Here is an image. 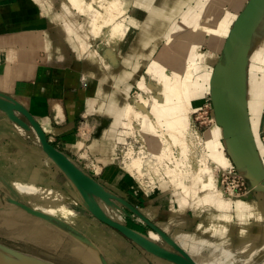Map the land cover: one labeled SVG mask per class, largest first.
Here are the masks:
<instances>
[{
	"label": "crops",
	"instance_id": "1",
	"mask_svg": "<svg viewBox=\"0 0 264 264\" xmlns=\"http://www.w3.org/2000/svg\"><path fill=\"white\" fill-rule=\"evenodd\" d=\"M118 4L117 62L103 69L97 62L87 65L95 55L96 35L91 19L89 29L83 27L89 17L76 0H0V95L26 107L50 142L89 174L77 155L95 159L102 171L94 178L155 222L198 264H264V0ZM161 46L158 56H165L172 69L185 71V63H199L195 70L203 69L195 78H181L185 103L196 110L210 95L217 124L206 138L209 152L228 151L254 186L251 196L230 202L203 191L183 201L164 185L151 194L131 189V178L115 162L114 148L124 138L121 123L127 118V95L137 82L139 58L152 60ZM160 68L156 59L151 69ZM164 102L179 105L173 96ZM171 110L153 114L172 119L179 111ZM83 118L94 124L85 141L77 130ZM13 179L68 193L82 206L77 210L82 225L44 210L52 218L26 212L12 201L27 204L11 185ZM8 201L55 230L58 244L71 242V251L83 262L81 253L101 264H173L98 220L72 180L43 152L34 131L17 126L0 111V206ZM126 224L143 232L137 222L128 219ZM127 254L130 263L123 258Z\"/></svg>",
	"mask_w": 264,
	"mask_h": 264
},
{
	"label": "rangeland",
	"instance_id": "2",
	"mask_svg": "<svg viewBox=\"0 0 264 264\" xmlns=\"http://www.w3.org/2000/svg\"><path fill=\"white\" fill-rule=\"evenodd\" d=\"M76 1H77V4L79 5L78 6L79 10L81 12H85L89 17L88 22L86 24L84 23L83 27H85V29L86 28L89 29L90 19H91L92 23H94L95 21H98V24H99L98 32H97L98 34L95 33L96 38L94 39L95 43L93 44L94 49L91 51L92 53L96 54L95 55V61L100 66V68H103V69H108V68L114 67L115 63L117 62V56H118L117 53L115 55H112V56L109 55L108 57H106L107 60H105V61L101 57V53H105V50H106L105 46L108 44V39H109V37H108L109 33L108 32H110L108 28H111L112 30L115 29V31L119 29V31H120V27H119L120 25L118 23H114L116 21V19H119V16H121L122 9L119 8V4H118V2H120V0H109V1L108 0H88V1L76 0ZM89 5H90V9L87 8V6H89ZM120 20H121V18H120ZM179 26H177V27H179ZM94 28H95V26H94ZM87 30H83V31L87 32ZM89 33H91V32L89 31ZM119 35L120 34L116 35V38H118ZM115 42L117 43V42H119V40L116 39ZM162 42H165V41H161V44H162ZM165 44H166V42H165ZM165 44H163V45H165ZM162 46H161L160 50L158 49L156 51L157 55H153L151 57V58H153L152 60H147L146 56H142L139 58V64H138L139 70L137 73V82L132 85L130 95H127L128 96V103L126 104V107H125L126 108L125 112L126 113L128 112V115L129 114L130 115L126 116L127 118L123 117V120H122L123 123H121L122 125L126 126V128H123V131H122L123 135L126 133V131H128L129 134L131 133V134L136 135L137 137H140V139L142 140L143 146L147 149L148 152L151 151L152 153H154L156 157H157L159 152L163 151V146L165 143L160 141L159 137L156 134H154L156 131L159 132L157 130L158 128L155 129L151 126L148 127V124H149V119H150L149 117H151V119H152L154 116L153 111H152V107L154 105H156L157 103H159V102L161 103L164 101L165 95L162 98H158V91L160 90V88H161V91H163V92H164V89L168 90V88L172 87V84H173L172 81L173 80H176L178 86L181 88V78H184L187 76V78L190 77L192 79V78H195L194 76H196L197 74L203 73V69H201V68H199L198 70H195L197 68V65H199V63L194 64V66L190 64L191 68L188 66L189 65L188 63H185L184 65H186L185 68H187L186 69L187 72H186V70L183 71L184 70L183 67H182L181 71H176V70L172 69V66H173L172 63L167 64V58L165 56H162V57L158 56V53L161 51ZM117 49H118V47H117ZM202 50L203 51L207 50V48L205 46H203ZM158 57H159V59H158ZM156 59H157L158 65L163 67V68H160V71H158V72L155 71L154 69H150L152 64L156 61ZM148 67H150V68L148 69ZM89 74L87 72L88 76H90ZM191 79H190V81H191ZM202 80H203V82H205L204 78H201L200 81L202 82ZM168 82H169V86L164 88V83H165V85H168ZM179 91H182V90L179 89ZM138 96H142L147 100L145 109H142V108L130 109L131 112L129 113V107H127V105H130L131 101L134 102L135 98ZM208 97H210V95L206 94L205 101L209 99ZM179 98L182 100V104L183 105L185 104V108L186 107L188 108V111L186 112V115H188V117H187V128H188L189 132H191L189 134L190 135V141L189 142L191 143V147H192V149L190 150L191 151L190 154H192L193 161L191 162L192 164L187 163L186 165H183V166L179 165L181 167L178 166L177 168L172 169V165H173L172 163L174 161L170 158H165L166 156H165L164 151H163L162 158H164L163 160L165 162V165L163 164L164 162H161L163 166L162 167L159 166L160 167L159 169L152 168L153 166H150V171L153 170L159 174L158 176H160V179H159L160 182L156 183L154 185V187H155L154 191H152L148 194H151V193L157 191L158 189H160L161 186L164 185V186H168L169 188H171L174 191V193L181 200L187 201L189 199L190 200L196 199L195 197H193V195L194 194L199 195L200 193H202L204 191V188H205L206 183L202 184V182L197 181L195 179L194 176L196 173H199V179H200V177L201 178H204V177L207 178L208 177L207 172L210 170L212 172V174H214V176H215V177L213 176L214 177V187L216 189V192H218L217 188L215 186L216 185L215 182H216V177H217V171L221 167L223 168L228 163V161H225L226 163H224V165H221V167L210 168L211 167V165H210V152H209L208 144L206 143V145H205V142H206V137H204L205 134L203 133V135H204L203 141L202 140L198 141L195 138V136H194V134L190 128V126H191L190 125L191 113H192V111H195V110H193V108H190L185 103L186 100H184V96L179 95ZM146 118H148V119H146ZM155 119L157 120L156 117H155ZM105 123H107V122L105 121ZM216 124H217V121H215L213 123H206V125H203V127L201 128L202 129L201 131L206 132L211 126L216 125ZM93 126H94L93 122L90 119L87 120V118H86V126L85 127L87 130L91 131V134L93 131ZM153 130H156V131L153 132ZM160 131H161V129H160ZM90 138L91 137H89V139ZM128 138L130 140H132V142H134V140H133L134 138L131 135L128 136ZM157 140H158V142H161V143H158V145L159 146L163 145V146H161L160 149H158V150H154L152 146L155 144V142ZM172 146H174V145H172ZM172 146L168 144L167 147L171 148ZM150 148L153 150H151ZM169 148H167L168 153H166V155L175 156L178 153L175 148H174V151H173V149L171 150ZM220 150H221V153L224 154L225 157L226 156L231 157L226 149L223 151V149L220 148ZM175 157H177V155ZM117 160H118V158L115 159V162L118 164ZM197 166H198V170H196ZM121 170L123 171L122 168H121ZM126 175L130 178V176L128 174H126ZM177 179H179L178 181H183V182L185 181L184 184L188 188L187 192H185L184 189L182 190L183 186H179V183L177 185H174V182L177 183ZM14 180H16V179L11 180L12 186H13L12 181H14ZM181 184H182V182H181ZM37 186H40L42 188H50V187L55 188V187L50 186V185H37ZM13 188L15 189L14 186H13ZM131 189L143 192L137 186V184L134 185L133 182L131 184ZM53 190H57V192L59 194H63L66 198L65 197H64L65 199L60 198L56 195L57 196L56 199L50 200L51 202L49 204H52V206L60 204V205L66 206V207L76 211L77 213H78V211L79 212L82 211V208H81L82 206L77 205V202L68 193L67 194L63 193L60 189H57V188L53 189ZM253 190H254V186H253ZM16 191L20 194V196L22 197L24 202H26L29 205H31V203H30L31 200H34L35 202L38 201L37 199H40L42 201L48 200V199L40 198L36 194L26 193V195L25 194L23 195L20 191H18V190H16ZM218 196L220 197V199H224V200H226L225 198H229L225 195H223L224 197L221 196L219 192H218ZM236 199L237 198H232L231 200L234 201ZM10 203H12V202L8 201L4 206H0V242L5 243L9 246H12L16 249L22 250L24 252L33 254L35 256L45 258V259L50 260V261L57 263V264H82L83 259L81 258L82 260H80L71 251L72 250L71 249V246H72L71 242L63 241V242L58 244L59 240H56L54 237L55 236L54 235L55 230L49 229L48 225H46L45 223H43L42 221H39L38 219H36L34 217H31L29 215L26 216L21 211V209H18L16 207V205H13ZM7 204H9V205H7ZM101 206L106 211L109 208L105 204H101ZM38 210H41V209H38ZM11 215H16V218L14 216H11ZM111 215L114 216L116 219L122 221V222H126L128 219L132 220L135 223L137 222V225H139V227L142 228L143 233H146L147 231L149 233V230H151L136 215H133L131 218V217L126 216L123 213H115L114 211L111 212ZM80 221H83V218H81V220L77 221V222H79L80 225H82L81 224L82 222H80ZM75 223H76V221H75ZM138 223H141L142 225L138 224ZM151 231H153V230H151ZM39 235L41 238L39 237ZM148 236H149V234H148ZM149 239L151 241H153L150 238V236H149ZM153 242H156L161 247L170 248V246L165 242L164 239L161 238L160 235H159L158 240L153 241ZM81 256L85 259V262H83L84 264H100L99 260L91 254L88 255V254L81 253ZM128 257H129V255L127 254L123 258H125L126 261L130 263V261L132 259L128 260Z\"/></svg>",
	"mask_w": 264,
	"mask_h": 264
},
{
	"label": "water",
	"instance_id": "3",
	"mask_svg": "<svg viewBox=\"0 0 264 264\" xmlns=\"http://www.w3.org/2000/svg\"><path fill=\"white\" fill-rule=\"evenodd\" d=\"M0 111L17 126L33 130L45 154L56 165L66 173V175L76 185L84 200V205L92 212V214L112 229L121 233L127 239L133 241L145 251L170 261L173 264H198L184 249H182L165 231H163L155 222L148 219L138 208L132 206L125 198L106 189L99 181L91 174L86 172L81 166L71 160L63 151L57 148L50 142L42 126L38 123L35 117L29 110L17 103L16 101L0 95ZM214 115V114H213ZM215 121H217L216 116ZM247 177V176H246ZM16 205L23 208L26 212L41 218H52L44 211L35 209L19 200H12ZM101 204L107 205L109 208L103 209ZM123 213L128 217L136 215L144 224L151 230L160 234L161 238L170 246L164 248L156 242L149 239L148 231L143 233L138 231L116 219L111 215V212ZM0 249L4 252H9L19 258L25 259L32 264H56L50 260L33 254L16 249L5 243L0 242Z\"/></svg>",
	"mask_w": 264,
	"mask_h": 264
},
{
	"label": "bare ground",
	"instance_id": "4",
	"mask_svg": "<svg viewBox=\"0 0 264 264\" xmlns=\"http://www.w3.org/2000/svg\"><path fill=\"white\" fill-rule=\"evenodd\" d=\"M92 26H93V28L95 26V28L93 30L95 31V33H97L98 32V26H99L98 21H95L94 23H92ZM118 31H119V29L116 30V31H115V29H113L110 32H108L109 33L108 34V37H109L108 44L105 46L106 47L105 53H101V57L104 59V61L107 60L106 57H108L109 55L112 56V55L116 54L117 47H118V42L116 43L115 41H116V39H118V38H116V35L119 34ZM95 55H93L88 60V62H87L88 67L90 65L93 66V64L96 63ZM172 83H173L172 87L168 88V90L165 89L164 92L161 91V88H160V90L158 91V98H162V97H164V95H165V97L166 96H173L175 98V100H179V105H172V104L171 105H167V102L166 103L164 102L165 104H163V102H161V103L159 102V103L156 104V107L154 108V110L157 112V109H158V111L161 113L162 111L163 112L167 111V108L171 107L173 110H171L169 113H171L173 111H179L177 113V116H175L172 119H165V120L162 119V118H157V120H156L154 116H153L154 119L153 118L151 119V117H149L150 119H149L148 127L151 126V127L155 128V129L158 128L157 130L159 132H157L156 130H153V132L156 131L154 134H156L159 137V140L164 142L167 146H168V144L171 145V146L174 145L171 148L167 147L165 144H164V146L163 145L159 146L158 143H161V142H158V140H157L155 142V144L152 146L154 150H158V149H160L161 146H163V151H164V154L166 156L165 158H170V159H172L174 161L172 163L173 164L172 165V169H174V168H177L179 165L183 166V165H186L187 163L192 164L191 162L193 161V157H192V154H190L191 153L190 150L192 149V147H191V143L189 142L190 141V135L189 134L191 132H189V130L187 128V117H188V115H186V112L188 111V108L187 107L185 108V104L183 105L182 104V100L179 98V95L183 96L182 95L183 92L179 91V89L181 90V88L178 86L176 80H173ZM146 102H147V100L144 97H142V96L136 97L134 102L131 101L130 105H127V107H129V113L131 112L130 109H135V108L145 109ZM129 115H128V112H127L126 116H129ZM146 119H148V118H146ZM190 122H191V120H190ZM122 128H126V126L122 125ZM213 128H214V125L211 126L207 131L205 130L206 132H204V134L206 135L207 139H208L209 136L213 135L212 134V129ZM160 129H161V131H160ZM130 135L131 136H135L136 138H139V140L142 143V140L140 139V137H137L136 135L131 134V133L129 134L128 131H126V133L124 134V138H123V140H121V142L126 140V136H130ZM80 137L84 141L87 139V137L82 136L81 133H80ZM118 142L119 141L116 142L115 148H114L116 157H117L116 146H117ZM216 142L217 141H215V143ZM205 145H206V142H205ZM167 148H169L171 150L173 149V151H174V148H175L177 150V152H178L176 154L177 157H175L176 155L175 156L166 155V153H168L167 152L168 151ZM141 149H143L146 152H148L147 149L143 146V144L141 145ZM153 149H151V150H153ZM163 151L159 152L157 157L151 151L149 152L152 155H154L155 158L157 159V166L155 167V166L151 165V166H153L152 168L159 169L160 168L159 166H161V167L163 166L162 163H161V162H164V160H163L164 158H162ZM223 156H224V154H222V153L213 154L211 152L210 153V165H211L210 168L221 167V165H224V163H226L225 161H228V159H227V157H225V156L223 157ZM140 164H141L140 159H134L133 158V160L129 161V162L124 160V163L121 165L120 168L123 169L124 173H126V174L129 173L131 175H135L136 172L134 170H137V172H138V174L140 176V174H142V170L140 169V167H141ZM163 164L165 165V162ZM96 167H97V164H95V168ZM179 167H181V166H179ZM96 169L99 170L98 168H96ZM220 169H222V167ZM196 170H198V166L196 167ZM207 176H208L207 178H205V177L201 178L200 177V179H199V173H196L194 177H195V179L197 181L202 180V184L206 183L205 184V188H204V193L205 192L206 193H211L215 198H218V200H219L220 197L218 196V192L220 193L221 196H223L224 193L222 192V190L218 186L217 177H216V182H215L216 185L215 186H216L218 192H216V189L214 187V177H215L214 174H212V172L209 170L207 172ZM159 178H160V176H159ZM178 180L179 179H177V183L174 182V185H177L179 183V186H183L182 190L184 189V191L187 192L188 188L184 184L185 181L183 182V181H178ZM158 182H160V180ZM181 182H182V184H181ZM12 184L15 187V189L20 191L23 195L24 194L26 195V193H30V194H36L40 198L48 199L47 201H42L40 199H37L38 201H36V202L34 200H31V202H30L31 206L33 208H35V209H41L42 211L43 210L47 211L50 214L56 215L58 217H61L63 220L65 219V220L70 221V222H75V221L77 222L78 220H81V218H83V215H81L80 213H77L76 211H74V210H72V209H70V208H68L66 206H63V205H60V204L52 206V204H49L51 202L50 200L56 199L57 196L60 197V198H64L65 197L63 194H59L57 192V190H53L52 188H42V187L34 185V184L25 183V182H21V181H17V180L12 181ZM193 197L197 198L198 195L194 194ZM227 197H229V196H227ZM225 199L226 200L229 199L228 201L232 202L230 197L229 198H225ZM221 200H224V199H221ZM148 234H149L150 238L153 241H157L158 238H159V235H160L157 232H154V231H151V230H149ZM0 264H32V263H30L29 261H27L25 259H22V258H19V257L15 256V255H12L9 252H4L3 250L0 249Z\"/></svg>",
	"mask_w": 264,
	"mask_h": 264
},
{
	"label": "built area",
	"instance_id": "5",
	"mask_svg": "<svg viewBox=\"0 0 264 264\" xmlns=\"http://www.w3.org/2000/svg\"><path fill=\"white\" fill-rule=\"evenodd\" d=\"M215 122V117L213 115V105L210 99L203 102L200 108L196 109L191 114V130L195 136V138L199 141H203V133L201 128L206 123H213ZM86 120L83 118L79 122L78 132L82 134V136L89 137L91 136V131L86 129ZM134 142L126 136V140L123 142H118L116 146V152L118 158L117 162L119 167L125 161H132L134 159H140L142 174H138L137 170L135 175H131L127 173L133 184H137V186L143 191V193L148 194L154 191V185L159 181V174L155 171H150V166H157V159L154 155L145 150L141 149V141L139 138L132 136ZM261 141L264 143V128L260 134ZM128 138V139H127ZM86 139V140H87ZM78 158L84 160L83 166L85 169H88L92 176H98L101 171L102 167L97 170L95 168V164H98L95 159L90 157L89 155H77ZM228 159V163L222 169H218L217 171V181L218 186L222 190L225 196H229L232 198H247L252 195L253 193V186L248 180V178L240 172L237 168L236 164L234 163L231 157L226 156ZM80 166V165H79ZM162 173V172H161ZM163 174V173H162ZM136 176V177H135ZM166 176V175H165ZM167 177V176H166ZM162 179V178H161ZM141 186V187H140ZM149 191V192H148Z\"/></svg>",
	"mask_w": 264,
	"mask_h": 264
},
{
	"label": "trees",
	"instance_id": "6",
	"mask_svg": "<svg viewBox=\"0 0 264 264\" xmlns=\"http://www.w3.org/2000/svg\"><path fill=\"white\" fill-rule=\"evenodd\" d=\"M130 226L132 225L131 223H128ZM133 227V226H132ZM139 229H141V228H139Z\"/></svg>",
	"mask_w": 264,
	"mask_h": 264
}]
</instances>
